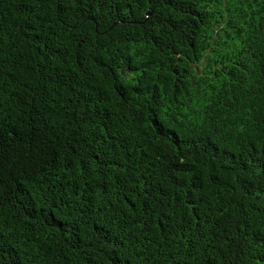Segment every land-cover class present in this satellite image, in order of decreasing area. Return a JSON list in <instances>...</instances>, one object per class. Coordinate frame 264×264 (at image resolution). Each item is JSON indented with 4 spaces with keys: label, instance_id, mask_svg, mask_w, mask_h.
Returning a JSON list of instances; mask_svg holds the SVG:
<instances>
[{
    "label": "trees",
    "instance_id": "16d2710c",
    "mask_svg": "<svg viewBox=\"0 0 264 264\" xmlns=\"http://www.w3.org/2000/svg\"><path fill=\"white\" fill-rule=\"evenodd\" d=\"M0 264H264V0H0Z\"/></svg>",
    "mask_w": 264,
    "mask_h": 264
}]
</instances>
